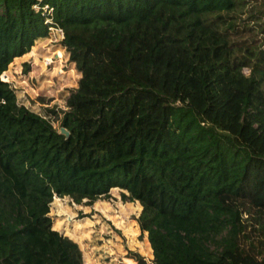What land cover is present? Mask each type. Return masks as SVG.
Segmentation results:
<instances>
[{"label": "trees", "instance_id": "trees-1", "mask_svg": "<svg viewBox=\"0 0 264 264\" xmlns=\"http://www.w3.org/2000/svg\"><path fill=\"white\" fill-rule=\"evenodd\" d=\"M249 1L0 0V76L50 26L80 72L43 114L0 77V264H73L54 195L113 187L152 264H264V69L244 72L223 20Z\"/></svg>", "mask_w": 264, "mask_h": 264}, {"label": "rangeland", "instance_id": "rangeland-1", "mask_svg": "<svg viewBox=\"0 0 264 264\" xmlns=\"http://www.w3.org/2000/svg\"><path fill=\"white\" fill-rule=\"evenodd\" d=\"M263 3L250 0L238 12L223 16L225 22L236 23L230 39L234 57L249 62L245 73L257 57L264 69V21L258 24L250 18L251 11L264 7ZM262 15L264 19V12ZM61 38L59 31L50 26L48 36L35 40L28 52L13 58L0 76L10 83L20 103L40 114L45 113L46 106L64 108L66 95L80 77ZM53 124L57 126L58 121ZM121 191L113 187L107 198H98L92 204L76 203L69 196L53 197L49 210L52 225L75 242L73 264H152L147 233L141 231L136 220L141 205L124 201Z\"/></svg>", "mask_w": 264, "mask_h": 264}, {"label": "water", "instance_id": "water-1", "mask_svg": "<svg viewBox=\"0 0 264 264\" xmlns=\"http://www.w3.org/2000/svg\"><path fill=\"white\" fill-rule=\"evenodd\" d=\"M59 132L63 133L65 136L69 134V131L64 126H60Z\"/></svg>", "mask_w": 264, "mask_h": 264}, {"label": "built area", "instance_id": "built-area-1", "mask_svg": "<svg viewBox=\"0 0 264 264\" xmlns=\"http://www.w3.org/2000/svg\"><path fill=\"white\" fill-rule=\"evenodd\" d=\"M58 31H59V33L62 35V30H61V28L60 27H57V26H54Z\"/></svg>", "mask_w": 264, "mask_h": 264}, {"label": "clouds", "instance_id": "clouds-1", "mask_svg": "<svg viewBox=\"0 0 264 264\" xmlns=\"http://www.w3.org/2000/svg\"><path fill=\"white\" fill-rule=\"evenodd\" d=\"M121 189V188H120ZM122 191H124L123 189H121ZM54 196H57V195H54ZM59 197V196H58Z\"/></svg>", "mask_w": 264, "mask_h": 264}]
</instances>
